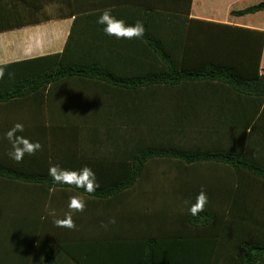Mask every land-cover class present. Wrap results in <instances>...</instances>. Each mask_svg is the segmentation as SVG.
I'll return each mask as SVG.
<instances>
[{"label":"crops","instance_id":"0c3cea01","mask_svg":"<svg viewBox=\"0 0 264 264\" xmlns=\"http://www.w3.org/2000/svg\"><path fill=\"white\" fill-rule=\"evenodd\" d=\"M64 1L66 6L68 3L73 6L72 17L0 32V65L59 54L64 64L93 68L84 74L62 75L25 97L0 103V256L3 257L12 254L22 257L24 250L36 247L40 258L55 234L65 240L70 229L56 227L53 221L64 218L73 195L86 200L85 211L73 215L77 225V230L71 231L73 239L81 240L85 235L101 239L102 225H110L116 229L117 240L130 241L138 230L156 226L149 220L153 213L166 206L172 209L171 213L189 208L185 201L190 202L195 192H189V199H185L181 190H173L170 195V183L166 184L165 177H188L190 189L197 186L206 189L211 185L209 191L217 197L213 184L221 187V178H229L231 172L223 164L200 162L179 168L166 167V159H155L151 165L147 163L134 186L110 202L108 207L114 208V214L109 220L103 215L104 205L95 198L68 188L47 190L38 182L18 180L4 173L43 177L48 176L50 166L59 165L71 170L88 166L96 176L126 177L134 156V129L144 130L142 138L146 143L151 142V133H160L159 129H178L179 132L174 130L168 134H174L170 135L174 144L183 145L186 150H192L195 143L205 148L216 142L207 141L202 130L212 122L217 109L210 96L212 90L202 83H185L179 88L133 89L127 83L104 80L130 82L144 78L151 70L163 73L166 66L142 38L118 40L105 35L103 26L97 23L102 12L112 9V14L126 24L141 21L145 25L150 12L145 8H150L151 4L167 7L175 4V0ZM50 5L46 6V11L52 15L63 8L61 3ZM187 9L181 8L180 15L194 17L192 12L186 13ZM168 14L176 16V13ZM146 29L177 63L190 66L199 61L195 41L200 29L188 24L171 25L158 19H153ZM16 123L25 127L18 135L42 145L36 155H26L19 163L8 155L12 149L5 139V133ZM206 178L212 183L205 182ZM176 187L180 189L181 185ZM191 203H195V198ZM213 203H216L215 208L226 206L222 202ZM51 210L55 211V216L49 215ZM112 219L114 224L109 223Z\"/></svg>","mask_w":264,"mask_h":264},{"label":"trees","instance_id":"16d2710c","mask_svg":"<svg viewBox=\"0 0 264 264\" xmlns=\"http://www.w3.org/2000/svg\"><path fill=\"white\" fill-rule=\"evenodd\" d=\"M51 3H61L63 8L55 15L49 14L46 6ZM64 3L62 0H0V32L72 17L73 6ZM185 7L188 8L186 13L192 12L194 17L180 15L181 8L185 10ZM145 9L150 12L146 15L142 39L164 63L165 72L151 70L144 78L130 82L104 80L127 83L133 89L179 88L185 83H202L212 90L210 96L217 108L212 122L202 130L207 141L216 142L205 148L195 143L192 150H186L183 145L174 144L170 136L174 134H168L177 133L178 129H159L160 133H151L150 143L142 138L144 130L134 129V156L126 177L96 176L100 186L92 194L83 189L71 190L99 200L104 205L103 215L109 220L114 214V208L108 207L110 202L134 186L147 163L151 165L155 159H166V167L179 168L200 162L223 164L231 170L229 178H221V187L213 184L217 197L209 191L211 185L204 188L210 196L205 211L196 217L190 214L189 208L171 213L172 209L166 206L150 217L156 226L138 230L130 241L117 240L116 229L110 225L102 227V238L97 240L86 235L81 240L73 239L70 230L65 240L55 234L40 258L34 247L24 250L22 257L0 256V264H16L17 261L22 264H264V0H175V4L167 7L151 4ZM168 13H176V16H168ZM153 19L200 29L196 32L199 58L196 65L187 66L173 59L161 42L147 31ZM202 60L206 63H200ZM0 66H5V75L0 79V103L25 97L62 75L93 70L64 64L59 54ZM96 70L101 72L99 68ZM174 160L177 163H172ZM4 173L18 180L38 182L47 190L68 188L53 184L49 175ZM165 182L170 183L167 184L170 195L173 190H181L185 199H189V192H195L190 203L202 188L190 189L188 177H165ZM205 182L212 183L209 178ZM209 200L226 206L215 208L216 203Z\"/></svg>","mask_w":264,"mask_h":264},{"label":"clouds","instance_id":"9594fccd","mask_svg":"<svg viewBox=\"0 0 264 264\" xmlns=\"http://www.w3.org/2000/svg\"><path fill=\"white\" fill-rule=\"evenodd\" d=\"M97 23L103 26V32L109 37H115L120 40H134L140 39L145 34V26L141 21L135 24H126L124 20L117 19L112 14V9H105L98 17ZM5 75V66H0V79ZM25 127L21 123H16L10 130L5 133V139L11 144V151L8 155L17 163L22 162L26 155L34 156L38 151L42 150L40 142H33L29 138L18 135L23 133ZM48 175L51 177L53 184L66 185L68 189H83L88 194L94 193L99 188V183L96 179L95 172L88 166H84L79 170H71L60 167L59 165H52L48 169ZM208 203V196L206 190L202 187L195 198V203L185 201L189 206V212L193 217L198 216L205 211V206ZM86 208V200L77 195L69 198L68 209L63 219H54V224L59 228H66L70 230H77V225L73 220V215L76 213H83ZM49 215L55 216V211L51 210ZM109 223L114 224L112 219ZM107 227V225H102Z\"/></svg>","mask_w":264,"mask_h":264},{"label":"rangeland","instance_id":"374dc122","mask_svg":"<svg viewBox=\"0 0 264 264\" xmlns=\"http://www.w3.org/2000/svg\"><path fill=\"white\" fill-rule=\"evenodd\" d=\"M49 7H51V5H49ZM52 12V11H51ZM55 12V11H54ZM67 64V63H66ZM175 142H176V140H175Z\"/></svg>","mask_w":264,"mask_h":264}]
</instances>
